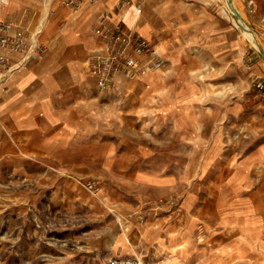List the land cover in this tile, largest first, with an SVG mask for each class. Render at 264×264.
I'll use <instances>...</instances> for the list:
<instances>
[{"label":"rangeland","instance_id":"374dc122","mask_svg":"<svg viewBox=\"0 0 264 264\" xmlns=\"http://www.w3.org/2000/svg\"><path fill=\"white\" fill-rule=\"evenodd\" d=\"M61 1L51 0V10L60 13ZM238 1L263 34L264 13L255 21L251 0ZM198 2L238 30V61H218L189 41L197 11L190 32L167 28L153 45L162 69L122 94L105 93L89 71L102 40L81 45L85 21L65 9L44 23L43 59L12 76L0 71V264H264V97L253 87L261 72L250 70L259 63L264 71V60L226 0ZM134 13V27L152 39ZM100 15L83 34L107 21ZM34 65L46 79L62 69L80 77L25 114L10 97Z\"/></svg>","mask_w":264,"mask_h":264},{"label":"crops","instance_id":"0c3cea01","mask_svg":"<svg viewBox=\"0 0 264 264\" xmlns=\"http://www.w3.org/2000/svg\"><path fill=\"white\" fill-rule=\"evenodd\" d=\"M50 1L51 0H11L9 5L3 7L1 11V18L7 22L31 27L38 19L39 15L41 19L42 16L47 13L46 9H48V12L49 9L51 10L52 5ZM111 1L112 5L109 3V0L100 1V3H98L99 1L87 3V10L85 13L82 12L77 16H72L79 10L76 12H70L64 6L62 0L61 5L63 6V10H60V13H57V8L53 7L52 10H55V14L51 16V19H53L54 16H56L55 18L57 19L63 16L65 14L64 10L67 9L71 14L70 17L72 19L80 18L85 21L82 26L83 32L90 28L91 25H95L97 19L99 18V13H101L100 16L107 17L106 13L109 11L111 14L106 18L107 21L123 22L125 25L135 29L140 35L145 37L150 44L158 46L161 42L164 30L167 28L175 31L178 27L183 26V32L188 30L190 32V30H192L191 25H189L190 20L195 19L194 17L196 16V13L194 12L199 11L198 6L200 5V2H198L199 0H144L143 6L140 7L139 3L142 0H137L136 2L138 3L135 2V5L128 7L122 12H117L115 6L118 0ZM45 2L49 5L47 6ZM194 6L195 9H192ZM136 8L141 11L145 21L148 23V26L151 29L152 39H149L143 32H141V30H137L134 27V23L138 20L137 18L133 19ZM41 9L44 11H40ZM246 10L252 19L254 18L255 21H259L264 13V0H251L249 8ZM129 11L130 15L126 16V13ZM199 12L203 13L198 17V24L195 26V32H192L189 41L194 44H199L202 48H204V50L210 52L218 61H238L243 51V46L239 40L240 36L238 34V30H236L233 24L228 20L219 18L215 12H204L201 10ZM96 16H98L97 19ZM84 28L86 29L84 30ZM82 32L81 45H84L87 42L90 43V47L92 48L94 44L96 45L101 42L93 35L92 31L91 35L89 34L88 36ZM176 51L180 52V50H173L171 53H167V55L172 58V56H175L174 54L177 55ZM182 53L184 54L185 52L182 51ZM254 67L258 68L262 76L264 75V71L260 68L259 63L252 66L250 70L254 69ZM46 69L50 70V67L47 65ZM69 72H71V70L62 69L60 73L55 75L52 79L48 76V79H46L41 74H45L43 66L34 65L30 68V72L26 75V79H28L29 82L22 88L12 92L10 99L15 101L12 109H25L26 114L30 110L33 111L35 108H43V105L47 107L49 102L46 103L45 100H43L46 98L47 93L55 90H63V87L71 86L77 82L78 77H80L79 73ZM38 74L41 75L39 76ZM261 75H255L253 82L256 79L261 78ZM86 79L88 80L87 77ZM52 80L54 81L53 83ZM81 84L82 83L79 82L77 86H81ZM9 115L11 116L13 125L15 127L19 126L20 124L17 120V116H15L12 112L9 113Z\"/></svg>","mask_w":264,"mask_h":264},{"label":"built area","instance_id":"2783aa9c","mask_svg":"<svg viewBox=\"0 0 264 264\" xmlns=\"http://www.w3.org/2000/svg\"><path fill=\"white\" fill-rule=\"evenodd\" d=\"M10 1L0 0V71L4 76H12L27 68L31 62L44 58L48 50L42 40L44 23L55 14V10H49L42 22L31 30V27L1 18L3 7ZM96 1L107 0H63V4L70 12H76L85 4ZM133 5L134 0H118L115 8L117 12H122ZM101 19L93 30V35L102 40L103 52L90 64L89 69L98 80L99 90L122 94L128 82L165 66V60L157 48L135 29L123 22L112 23L105 21L103 17ZM257 53L261 57L260 51ZM253 87L264 97V77L256 79ZM86 188L91 191L95 189V185L87 182ZM110 264L142 263L136 259H116Z\"/></svg>","mask_w":264,"mask_h":264},{"label":"bare ground","instance_id":"6f19581e","mask_svg":"<svg viewBox=\"0 0 264 264\" xmlns=\"http://www.w3.org/2000/svg\"><path fill=\"white\" fill-rule=\"evenodd\" d=\"M10 2H8L7 5ZM48 5L49 4H47V6ZM226 6H227L226 8L228 10V13H230L234 16L237 25L240 26V28L242 29V35L244 36V38L246 37V39H248L250 41V43L253 46H255L259 51L261 50L264 52V44H263L264 33L260 34L256 31V29L254 27H252V24H251V22L247 16V14L243 11V9L241 7L242 4H239L238 0H226ZM235 10L238 12V14L236 13ZM46 11L48 12V9H46Z\"/></svg>","mask_w":264,"mask_h":264},{"label":"water","instance_id":"95a60500","mask_svg":"<svg viewBox=\"0 0 264 264\" xmlns=\"http://www.w3.org/2000/svg\"><path fill=\"white\" fill-rule=\"evenodd\" d=\"M236 11V10H235ZM236 13L238 14V12L236 11ZM260 56L262 57V59L264 60V52L260 50Z\"/></svg>","mask_w":264,"mask_h":264}]
</instances>
